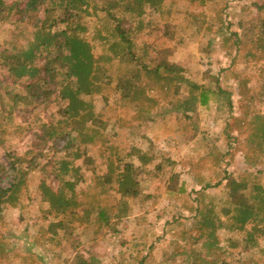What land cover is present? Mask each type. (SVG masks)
Wrapping results in <instances>:
<instances>
[{"label": "trees", "instance_id": "trees-1", "mask_svg": "<svg viewBox=\"0 0 264 264\" xmlns=\"http://www.w3.org/2000/svg\"><path fill=\"white\" fill-rule=\"evenodd\" d=\"M99 1L101 5H98ZM146 1L149 4H145ZM164 1L0 0V29L4 25L9 28L6 36L0 37V149L3 150V159H0V264H53L52 261L62 264V250L65 248L62 243L68 241L71 233L67 226H72L75 221L89 226L93 224L92 238H97L105 228H113L116 221L129 214L128 198L140 194L134 167L137 161L151 174L165 178L164 194L176 198V195L185 193L191 200L188 212L192 218L191 228L196 230L197 236H187L186 229H182L181 238L186 244L183 250L173 251L167 257L172 264H227L223 258L225 249L217 235L220 229L240 235L235 239L228 238V247L241 244L242 250H247L258 246L259 237L264 236V182L259 172L250 169L256 165L258 156L250 158V153L245 155L248 169L239 176L224 169L213 183L199 179L200 187L188 190L182 179L185 167L175 171L179 158L174 153L161 152L149 140L141 141L144 136L141 132L138 135L131 132L133 128L136 132L143 129L148 118V112L136 100L143 75L173 81L178 87L182 83L187 86L189 95L178 99L176 109L158 115L160 119L180 111L198 125V110L200 107L208 109L211 99L224 96L226 105L231 106L229 96L232 92L227 84L222 87L219 74L208 85L191 82L180 65L163 61L168 54L164 49L150 54V43H136L134 33L137 32L139 37V32L146 26V10L161 11ZM223 1L226 4L227 0H189V3L198 2L213 11ZM143 6L146 10H142ZM251 6L260 15L239 21V27H248L244 32L249 31L250 41L264 49V3L253 1ZM222 10H219L221 15H217L216 24L210 17L200 18L196 14L184 28L185 32L194 28L197 33L209 34L208 41L200 45V52L205 50L208 53V44L216 35L222 45L229 41L224 33H228L232 23L225 22ZM121 11L122 15L117 14ZM100 12H104L103 15ZM91 14L94 15L92 25L86 20ZM125 14L129 15L127 20L126 17L124 20ZM100 18L104 21L97 28ZM91 26L94 31L89 33ZM174 27L168 21L161 26L154 24L149 33L157 31L172 38ZM102 28L106 34L102 33ZM229 34L233 44L231 53L234 52L235 58L242 39L237 31ZM95 39L105 52H95ZM183 40L180 36L182 46L186 45ZM117 57L131 71L125 70L116 79L114 91L120 99L131 100V112L138 113L139 119L128 125L125 146L109 145L105 151L108 155L102 153L101 157L107 162L106 169L95 173L94 156L85 153V149L101 134L105 120L94 111L93 98L104 87L102 81L111 78L107 68ZM155 59L158 63L154 62ZM161 69L166 73L163 74ZM50 106L56 110L47 113L46 108ZM250 122L254 126L248 141L262 152L264 113L250 115ZM28 135H31V142L25 149L17 150L10 145L15 136ZM60 140L65 143L59 147ZM215 150L217 147L212 145L206 156L210 157ZM222 155L220 153L219 161ZM126 157L132 159L126 160ZM87 172L93 174L96 188L101 186L104 192L112 191L118 195L112 204L106 206L92 200L85 207L86 203L81 202L78 197L81 191L77 188L79 183H86ZM220 185H223L224 195L205 193L206 188ZM34 201L47 204L42 215L37 217L40 224L35 233L28 231L29 221L25 222L24 228H16L24 220L26 203ZM169 205L177 208L173 201ZM14 211H17L16 226L11 218ZM170 222L183 225L179 216L165 221V224ZM202 237L204 240L196 246ZM128 240L121 241L124 261L146 264L150 253H144L146 243L143 236L133 235ZM68 242L72 248L80 245V240ZM36 244L38 251L33 250ZM69 264H100V259L89 253L73 258Z\"/></svg>", "mask_w": 264, "mask_h": 264}, {"label": "rangeland", "instance_id": "rangeland-1", "mask_svg": "<svg viewBox=\"0 0 264 264\" xmlns=\"http://www.w3.org/2000/svg\"><path fill=\"white\" fill-rule=\"evenodd\" d=\"M253 1L264 3V0H227L226 4L223 1L215 6L213 11L203 8L198 2L191 4L189 0H165L161 11L153 8L146 10L143 6L142 10H146V12L144 11L146 26L139 32V37L137 32L134 33L137 44L150 43L152 46L150 54H154L155 50L164 49L168 54L165 55L163 61L180 65L191 82L208 85L211 83V79L219 74L222 87L227 84L228 89L232 92L229 96L231 106H227L226 98L220 96L218 99L210 100L208 109L200 107L198 110L199 124L197 125L193 118L187 119L180 111L175 115L169 113L164 119L157 117L167 110L176 109L175 103L178 99H185L189 95L186 84L182 83L178 87L175 82L161 77L156 79L143 75L141 78V91L136 100L142 109L148 112V118L143 129L136 132V129L133 128L131 132L135 135L141 132L144 135L141 141L149 140L161 152L174 153L179 158L175 171H181L182 167H185V171H182L185 173H183L182 179L188 190L198 189L200 185L197 180L199 179H203L204 183H213L221 176L224 169L236 176L243 174L248 169L245 162V155L248 153L253 155H249L250 158L259 157L256 165L250 169L259 172L264 182V148L262 152H258L255 144L248 141L254 126L253 122L249 123L250 115L257 112L264 113V49L255 46L253 41H250L249 31L244 32L248 27H239V21L260 15L251 6ZM145 4H149L148 1ZM98 5H101V1L98 2ZM220 9H223L221 13L225 22L232 23L228 33H224L229 37V41L222 45L216 35L211 38L208 44V53L205 50L200 52L199 47L208 41L209 34L197 33L194 28L186 29L185 32L184 28L189 23L191 16L196 14L200 18L210 17L216 24L217 15H221ZM102 13L104 12H100V15ZM117 14L122 15V11ZM262 15L264 16V11ZM128 16L125 14L124 20L125 17L127 20ZM93 19L94 15H89L86 19L87 23L91 21L92 25ZM104 20L100 18L97 21V28ZM167 21L175 25L172 38L159 34L157 31L149 33L152 25L161 26V23ZM214 28L216 29L215 25ZM8 29V25H4L0 29V37H5ZM102 29V33L106 34L105 29ZM233 30L237 31L242 39L235 58H233L234 52L231 53L233 44L232 36L229 34ZM91 31H94L92 26L89 28V33ZM25 32L28 33L27 30ZM180 36H183L186 45H181ZM88 38L90 39L89 36ZM94 43L96 45L95 52H105L98 39H95ZM154 62L158 63V60L155 59ZM129 68L121 62L120 58L113 59L107 68L111 78L108 81L106 79L102 81L105 84L104 87L93 98L94 111L103 121L105 120L104 126L100 130L101 134L97 135L92 145L85 149V153L94 156L95 173L104 172L106 169L107 162L105 157H101L102 153L108 155L105 151H108L109 145L125 146L128 125L132 120L139 119L138 113L131 112L129 103L131 100L120 99L119 94L114 91L116 79L125 70L129 71ZM161 72L166 73L163 69ZM46 109L47 113L56 110L54 106ZM107 118H111V121ZM196 127L198 128L196 129ZM30 142L31 135L27 137L15 136L10 141V145L17 150H23ZM64 143L63 140H60L57 145L60 147ZM212 145H215L217 150L207 157L206 154ZM220 153L223 155L219 161ZM0 159H3L2 149H0ZM125 159L132 158L126 157ZM134 164L136 177L139 180L140 194L135 198H128L129 214L122 220L116 221L110 230L108 228L101 230L97 238H92L95 229L93 224L89 226L83 222L75 221L72 226H67L66 229H71L68 241L80 240V245L72 248L68 241H63L62 247L65 245V248L62 250V264H69L73 258L80 255L87 256L89 253L98 256L100 264H127L124 261L125 258L123 259L121 256V251L124 250L121 247V241L128 240L133 235L143 236L145 240L146 252L144 253H150L146 264H172L167 257L173 251L183 250L186 244V241L181 238L182 229H186L187 236H197L196 230L191 228L192 218L189 217L190 213L188 212L191 200L187 198V195L182 193L174 198L164 194L165 178L151 174L140 165L139 161ZM87 175L86 183H79L77 188L78 191H81L78 193V197L82 203H86L85 207L92 200L93 203L98 201L101 205L112 204L116 199L115 196L118 195L112 191L104 192V187L101 188V186L96 188L93 174L87 172ZM222 189L223 185L209 187L206 188L205 193L210 196H221L225 194V190L223 192ZM172 201L176 203L177 208L169 205ZM46 205L45 202L40 204L38 201L26 203L23 210L24 220L19 225H17L16 219L17 211H14L11 218L15 226L17 225L16 228H24L26 221L31 223L36 221V224L33 225L29 223L28 228L29 232L35 233L34 231L40 224L37 217L42 215V209H45ZM178 216L184 227L172 224V222L165 224V221H170L171 218ZM21 235L24 236L22 233ZM217 235L222 248L225 249L223 258L227 264H264V236L259 237L257 247L242 250L241 244L235 248L228 247V238L235 239L240 235L229 233L225 229H220ZM203 240V237L197 240L196 246H200ZM33 250H39L37 244ZM52 263L56 264L55 261Z\"/></svg>", "mask_w": 264, "mask_h": 264}]
</instances>
